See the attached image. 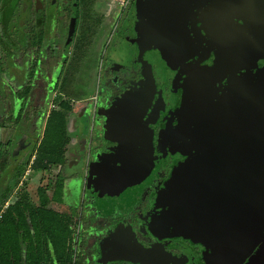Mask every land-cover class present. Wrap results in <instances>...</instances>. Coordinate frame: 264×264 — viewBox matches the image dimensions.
<instances>
[{"label":"flooded vegetation","instance_id":"1","mask_svg":"<svg viewBox=\"0 0 264 264\" xmlns=\"http://www.w3.org/2000/svg\"><path fill=\"white\" fill-rule=\"evenodd\" d=\"M150 3L159 27L147 22V46L136 31L146 25L138 14L142 0L110 5L115 25L109 41L115 34L116 46L125 49L107 61L96 103V113L134 107L125 119L138 121L137 127L121 144L106 140V118L99 115L94 137L83 133L72 146L70 137L68 152L76 147L78 160L71 164L66 154L63 173L66 183L81 185L74 207L81 219L79 257L83 264H264V0H185L181 50L173 49L166 27L168 4ZM107 6L99 0H0V144L11 155L1 193L13 188V194L20 172L34 165L36 156H30L56 101L73 107L67 119L79 108L70 101L75 80L65 73L64 57L73 56V64L82 56L87 46L75 49L78 37L90 45ZM161 32L166 46L154 50ZM205 159L219 166L222 179L207 191L218 195L191 196L188 214L204 218L207 233L193 238L175 227L186 217L179 202L185 197L170 193L168 182L188 163ZM247 167L259 178L245 180ZM32 170L24 183L37 174L42 179ZM228 175L234 179L224 180Z\"/></svg>","mask_w":264,"mask_h":264},{"label":"trees","instance_id":"2","mask_svg":"<svg viewBox=\"0 0 264 264\" xmlns=\"http://www.w3.org/2000/svg\"><path fill=\"white\" fill-rule=\"evenodd\" d=\"M87 45L79 35L75 49ZM56 104V109L46 117L43 136L30 156V159L36 156L33 168L42 174L39 185L34 191L30 183H26L4 210L13 188L0 192V264H74L75 253V264H83L84 260L79 257L81 245L76 242L77 226L81 222L79 209L65 206L66 211H57L52 208L53 203L64 204L67 179L63 169L70 145L67 114L73 110L69 101L58 99ZM10 163L11 155L0 144V182ZM55 168H59L56 174ZM24 172L25 169L20 172V178ZM3 184L0 183V190Z\"/></svg>","mask_w":264,"mask_h":264},{"label":"rangeland","instance_id":"3","mask_svg":"<svg viewBox=\"0 0 264 264\" xmlns=\"http://www.w3.org/2000/svg\"><path fill=\"white\" fill-rule=\"evenodd\" d=\"M139 1V0H137ZM143 5L140 9H138V14L141 16H145L146 25L143 30V33L139 32V28L136 29L137 33V39L139 38L140 41H143L146 46L149 43H152V40L149 39L146 36V32L150 29L147 24V22L155 23L151 19V10H153V6H151V3L145 4L144 0H142ZM116 4V0H99V5H102L103 7L105 5H108L106 10L103 11L105 14V19L103 21V24L99 26L93 27L94 36L90 39V45L88 44L85 48L84 53L82 56L77 59L73 64V56L65 54L66 52H63L66 57V69L65 73H69V78H73L75 80L73 91V96L70 97V101L77 103L79 106V110L75 113H72L69 115V124L71 126V137H74L76 140V136H80L83 133H86L88 137L92 138L94 137L100 130V123H99V113H96V103L99 104L101 101V95H102V88L104 85L105 75L106 71L109 68V61L110 58L114 57V61H116L117 57V51L122 52L125 48L123 46H116L118 37L113 35L111 41H109V31L113 29L115 25V16L110 15L115 10H112V7L110 5ZM113 6V5H112ZM100 12V11H98ZM97 12V13H98ZM157 26V25H156ZM159 27V26H157ZM109 32V33H108ZM162 35V42L154 47V50L160 51L162 47L166 46V36L163 32H161ZM49 40H52L55 42L54 38L50 37ZM70 44V42H68ZM72 43V42H71ZM115 51V53H114ZM119 53V54H120ZM54 60H52L53 62ZM59 74V69L55 71V74L53 76V79H56ZM70 87V84H69ZM98 97L100 100H98ZM120 97V96H119ZM97 98V99H96ZM120 99H118L116 102L118 103ZM88 104H92L90 108H88L86 114L83 113V107L87 106ZM81 109V110H80ZM76 135V136H75ZM89 147V144L86 146L84 145L83 152H84V158L86 160L90 159L91 152L87 148ZM88 150H87V149ZM76 147H70L69 152L67 153V157L69 160H71V164L75 162V160H78V156L76 155L77 152H75ZM70 166L68 168V172L70 173ZM57 171V170H55ZM172 179V178H171ZM171 179L168 183L171 182ZM13 180V179H12ZM11 180V181H12ZM40 183V175L37 174L35 177H33V180L30 182V189L34 190L37 188V186ZM74 185V181H71L70 186L72 187ZM80 191V190H79ZM80 194V192H79ZM69 207L72 205L71 200L69 199L67 203H65ZM52 208L57 211H66L67 209L65 206H58L57 204H52Z\"/></svg>","mask_w":264,"mask_h":264},{"label":"water","instance_id":"4","mask_svg":"<svg viewBox=\"0 0 264 264\" xmlns=\"http://www.w3.org/2000/svg\"><path fill=\"white\" fill-rule=\"evenodd\" d=\"M151 0H144L145 4H149ZM165 2L168 4V7L166 9V19H167V26L170 30L171 37H172V46L174 50H181L183 46V42L181 41V38L186 34V6H185V0H165ZM73 29V28H72ZM72 30L70 32V36H72ZM136 107V106H135ZM120 108V107H119ZM126 108V107H125ZM120 108L118 110L112 109L107 111L106 113L99 112V115L104 116L106 118L105 125L103 126L104 130V136L106 140H111L114 142H117L121 144L124 142L128 135L132 133L135 128L138 125V121H128L125 119V116H129L130 112L134 110V107H129V109ZM138 120V119H137ZM129 122V124H126ZM184 125L188 124V121H185L183 123ZM127 126V127H126ZM189 126H191V118ZM21 148V145L19 146ZM18 149L16 150L17 153ZM247 155H245L246 157ZM249 156H252V154ZM262 159L264 158V153L262 155H259ZM258 156V157H259ZM254 154V158H258ZM101 160L100 158H98ZM103 162V157H102ZM104 164V163H103ZM100 167L101 163H99ZM256 165V163H255ZM93 166L94 164H91V170H90V176L89 180L91 181V178L93 176ZM260 168V167H259ZM232 176H224V180H233L231 178ZM259 176H257L255 170H244V179H257ZM222 179V178H221ZM220 179V169L219 166L212 165V162L210 163L209 160H198L194 164L188 163L181 171L176 172L171 179V184L169 186L170 193H175L179 197L184 196L185 199H180V203L182 204V207H184V210L186 212V217H183L182 219H179L177 223L175 224V227L177 231L181 234H184L186 236L190 237H197L200 235H207L205 234V223L206 221L204 218H200L197 216H191L189 215V205L191 204V196H208V195H218L219 193L212 192L211 194L207 191L216 189L218 184L215 181L221 180ZM188 209V210H187ZM231 221V218L229 217L227 219V222L229 223ZM230 226V224H229ZM223 236H213L223 238ZM118 253H123V250L117 251ZM106 256H108V253H106ZM120 256V255H119ZM116 257V258H124L122 257ZM110 260L115 259V257H109Z\"/></svg>","mask_w":264,"mask_h":264},{"label":"crops","instance_id":"5","mask_svg":"<svg viewBox=\"0 0 264 264\" xmlns=\"http://www.w3.org/2000/svg\"><path fill=\"white\" fill-rule=\"evenodd\" d=\"M67 125H68V134L71 137V132H70L71 126L69 124V119H67ZM76 137H77L76 140L74 139V141L71 144V146L73 144H76L79 136H76ZM80 188H81V185L80 184L79 185H76L74 183V185H72V187H71L70 186V183H68V181H67V183L65 184L64 193H63L64 194V197H63L64 198V204H62L61 206H63V207L64 206L69 207L65 203H67V201L70 199L71 200V203H72V205H70V206L76 207L77 206L76 197L79 196V190H80Z\"/></svg>","mask_w":264,"mask_h":264},{"label":"built area","instance_id":"6","mask_svg":"<svg viewBox=\"0 0 264 264\" xmlns=\"http://www.w3.org/2000/svg\"><path fill=\"white\" fill-rule=\"evenodd\" d=\"M33 162L34 161H32L31 162V164H30V166L28 167V169H27V171H26V173L24 174V176L21 178V183H18V186H17V188H16V190H15V192L11 195V198L5 203V205H4V207H3V210L4 209H6V208H8L9 207V205L11 204V203H13V200H14V197L17 195V192H19V191H21V189L24 187V185L26 184V183H24L25 182V180L27 179V178H29L30 176H32V174H33ZM80 232H81V225H80V223L78 224V226H77V232H76V242H77V244H78V242H79V239H80ZM75 251L77 252V247H75ZM77 254L75 253V255H74V264H75V262H76V260H77Z\"/></svg>","mask_w":264,"mask_h":264}]
</instances>
